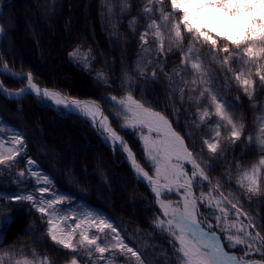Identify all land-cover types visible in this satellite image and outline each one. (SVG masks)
<instances>
[{"label":"trees","instance_id":"16d2710c","mask_svg":"<svg viewBox=\"0 0 264 264\" xmlns=\"http://www.w3.org/2000/svg\"><path fill=\"white\" fill-rule=\"evenodd\" d=\"M148 3L149 0H1L0 24L4 26L7 35L3 42H0V51L4 61L13 71L32 72L34 81L40 86L57 88L78 98L100 101L112 126L150 174L151 169L141 159L144 153L143 142L139 140L140 132H133L131 129L120 131L119 126L124 123L123 113L118 107L105 103L100 96L119 98L131 91L135 99L142 100L146 102V106L164 113L170 121L178 119L179 123H173V128L184 136L185 143L197 157V162L203 161L202 167L204 164L219 165L212 170L205 168L212 181L211 187H216L217 180L221 185L218 191L211 194V200L217 202L226 197L236 205V209H233L230 203H220L218 207L227 212V219L222 218L219 221L215 217L222 214L202 206L205 217L208 218L207 223L222 236L243 237L245 233H238L234 229L227 232L221 230L229 228L230 225L241 228L251 221L264 239V228L260 227L264 225V195L253 196L249 201L236 184L240 178V173L236 171V162L241 163L242 172L244 168L258 164L260 156L264 155L258 150L250 149L247 141V137L252 135V143L255 145L256 129L259 127L256 118L264 115V107H252L253 104L264 106V89L258 83L259 77L256 76L255 67H244L245 73L251 71L252 79L257 81L253 86L254 98L249 100L242 87L233 79L235 72L242 67L241 64L233 62V71L223 72L220 65L209 64L210 54L203 55L205 66L210 69L209 75L195 86V92L191 91L194 87L191 83L187 86L180 84V87L184 88V102L181 104L179 89L170 91L173 82L198 79L190 71L173 74V69L181 65L183 49L187 48L190 37L185 38L181 51H168L171 47L168 43L170 38L165 32V51L160 53L158 44L152 43L155 31L153 29L146 37L148 43L143 44L140 34L149 20L156 19L160 22L158 14L152 16L143 13L142 9ZM163 7L170 11V1L164 0ZM179 15L177 13L176 19H179ZM78 46L79 51L70 57ZM207 51V47L202 49L203 53ZM81 54L88 57L87 66L79 62ZM222 57L223 54L220 58ZM260 63L264 64V61ZM138 64L140 69L147 71L148 77L155 71L159 80L154 83L151 79L141 78L137 74ZM97 73H103L111 86L98 82L95 78ZM166 73L172 76L171 81L165 78ZM123 75L130 78L135 90L121 87L127 83L123 80ZM0 76L7 88L18 89L26 84V79H14L7 74ZM74 85L79 89L85 88L86 91L78 92ZM206 87L218 90L230 100L236 96L239 98L240 102L234 103L230 111L234 112L237 123H243L246 127L235 144L227 139L230 129L221 128L220 136L215 137L216 129L212 122L214 107L210 106L208 94L199 105L188 102L190 98L195 100ZM42 101L43 99L33 95H25L19 99L0 95V133L4 143L13 147L11 137L14 130L25 134V144L15 146L21 152V155L16 157L18 162L9 164L6 168L9 170L0 174L3 181L0 182V190L12 193L27 189L37 197L40 196L38 189L43 185V181L35 184L30 180L15 185L7 179L15 169L29 170L26 162L31 158L36 161L32 168L43 174H50L52 178V183L48 185L49 192L44 194L45 199L58 195L67 197L63 201V211L58 213L69 218L68 224H62L67 230L71 231L73 221L83 223L89 220L86 213H100L101 218L110 217L109 222L119 226L121 238L130 242L129 246L134 250H139L144 264H156L165 256L174 261L171 238L159 230H154L152 226L160 214L155 198L150 190L133 176L123 155L105 143L82 116L60 111ZM165 103L170 106L168 111L164 109ZM205 109H208V116L201 121L200 116ZM173 110H179L178 117L171 115ZM117 113L121 119L112 118L111 114ZM206 139L209 142L219 141L220 151L217 154L209 151L204 143ZM185 167L191 175V165L185 163ZM229 176L231 180L226 182ZM258 180L264 191V169H261ZM195 189L198 197L203 192L208 198L209 187ZM229 193L232 195L229 196ZM3 213L12 214L15 219L10 226L8 239L0 248L6 250L12 243L25 245L29 251L35 248L37 252L46 253L58 260L59 264H69L72 258L69 250L55 247L44 235L45 228L40 225L45 222L37 219L38 213L29 215L26 207L20 212L6 207ZM29 223H35L36 237L45 240L43 247L31 243L35 239L32 235L23 234V229ZM93 232H96L94 225L90 228V234ZM246 233L256 237L249 227H246ZM106 234L109 243H114L111 240V230L98 233L101 239H104ZM77 237L79 230L74 239ZM262 243L260 239L246 240L244 244L236 245L233 250L240 253L253 251L256 252L255 257L264 260V256L260 255L264 253ZM226 245L228 246L227 241ZM115 253L113 256L110 250L109 262L111 260L112 264H137L134 257L129 259L119 250H115ZM128 256L130 257V254Z\"/></svg>","mask_w":264,"mask_h":264},{"label":"snow or ice","instance_id":"6c2138e0","mask_svg":"<svg viewBox=\"0 0 264 264\" xmlns=\"http://www.w3.org/2000/svg\"><path fill=\"white\" fill-rule=\"evenodd\" d=\"M164 0H149L148 5L142 9L143 13L151 14L152 16L159 15L160 22L156 19H150L145 26V30L140 34V41L147 44L146 37L150 30H155L153 34V44H158L160 53H164L165 32L170 38L168 43L171 47L168 51H181L185 38L190 37L187 48L183 49L181 57V65L177 69H173V74L179 75L181 73L192 72L198 79L182 80L180 82H173L170 91L174 92L179 89L180 102H184V88L180 84L187 86L191 83L194 87L192 92L196 91V85L203 82V78L209 75L210 69L206 68L205 61L202 59L203 55L210 54L211 60L209 64H218L223 72H232V63L236 62L242 67L235 72L233 79L237 85L242 87L243 93L249 100H252L255 95L254 84L257 81L252 79L251 71L245 73L244 67H255L256 76L259 77V85L264 89V0H197L193 5L192 0H170L171 10L166 11L163 7ZM155 5V7H153ZM127 7V3H126ZM109 14L111 9L109 8ZM219 12L224 16H228L233 21L239 22L243 30H239L235 35L218 31L215 27L209 28L208 24L212 21L208 19L211 13ZM179 13V19H176ZM131 25V22H130ZM7 32L2 24H0V42H3ZM227 43H223V42ZM222 43V47H221ZM199 46V47H198ZM231 46V47H230ZM207 47V53H203L202 49ZM242 49V51H241ZM79 51L77 49L70 54L75 56ZM147 51V49H145ZM223 54V57L221 55ZM85 59L87 58L85 54ZM159 63V58H157ZM163 69L161 68V72ZM7 74L8 76L20 80H27V85L16 92L7 91L0 85V95L6 98H23L25 95H34L35 97H43L42 103H51L60 111H67L68 113L82 114L94 126L97 122L96 115L99 109L95 102L81 103L78 99L67 100L61 95L60 91H52L49 89H41L33 82L34 77L32 72L27 73H10L7 70V65L0 69V75ZM137 74L144 79H151L154 83L159 80L156 72H152V76L148 77L147 71L137 67ZM215 75V73H213ZM98 82L107 86H111L103 73H97ZM165 78L172 80L170 74H165ZM227 79V77H225ZM123 80L127 83L122 84L121 87H127L130 90H135L133 83L127 75H123ZM62 91V90H61ZM210 96V106L214 107L213 124L215 126V137L220 136L221 128L230 129V135L227 138L232 144L240 140L244 130L245 124L237 123L234 118V112L230 111L233 104L240 102L238 98L232 100L222 96L218 90L212 87L204 88L199 96L189 103L199 105L205 99V95ZM100 99L105 103H110L114 107H118L123 113L124 123L119 126L120 131H127L131 129L133 132L139 131V140L143 142V153L141 159L151 169L152 174L146 171L140 163L137 162L136 155L128 147L127 143L119 137L109 124L108 117H104L101 122L102 131L108 133L104 137L105 143L109 138L115 141H120L119 145H114L115 150L120 151L121 154L127 153L125 162H130V171H133L134 177L140 182L147 181L151 187V192L155 196L156 203L162 211L166 219H157L153 222L154 230L166 234L171 238L172 255L175 257L173 261L170 257L165 256L163 260L157 261L156 264H243L241 260L229 255L225 251L222 239L228 242L229 249L235 248L236 245L244 244L246 240L260 239L259 233L256 237H252L246 233V227H253L250 221L248 225L241 228H236L235 225H230L229 228L221 230L227 232L229 229H234L238 233H245L243 237L240 236H219L212 230L211 225L205 231L204 226L198 221V206H205V194L201 192L199 197H196L192 191L197 187H209L210 192L207 198V207L212 208L211 194L218 191L220 181L217 180L216 187H211L212 181L205 172V168L212 170L219 165L204 164L197 162V157L193 151L185 143V138L173 128V123H179L178 119L170 121L169 118L162 112L154 110L150 106H146V102L137 100L131 94V91L125 96L117 98L116 96H100ZM253 108L264 107L252 105ZM170 108L168 103H165L164 109L168 111ZM113 119H121L119 113L111 114ZM171 115L179 116V110H173ZM208 116V109H205L200 116V120L204 121ZM256 123L259 127L256 129L255 145H253V136L247 137L249 148L258 150L264 153V115L256 118ZM191 139V137L189 136ZM13 147L5 149L4 139L0 133V172L9 170L3 166L17 163L16 157L21 155V152L15 147L16 145L25 144V134L21 131H15L11 137ZM209 151L217 154L220 151L219 141L209 142L204 140ZM195 147V145H193ZM247 154V153H245ZM27 165L31 171V175L36 177V183L43 185L39 187L40 196L37 197L34 193L28 192L27 189L23 191H16L7 193L0 190V245L8 239L10 226L14 223V216L12 214L5 215L3 209L12 207L16 212H20L27 208V214L31 215L33 212L38 213L37 219L44 221L46 224H41L40 227L45 228L44 235L51 240L55 247H60L62 250H69L72 258L69 264H78V259H85L86 264H97V261L91 259L93 256V249L99 253L101 257L106 252H110L115 256V250L128 257H134L137 264H144L142 254L139 250H134L129 246L130 242H125L121 238L118 231L119 226H114L109 222L110 217L101 218L100 213L93 214L91 212L85 215L90 219L80 223L72 222L71 231L67 230L62 224H68L69 218L67 216L58 215L63 211V201L67 198L63 195L55 196L54 198L45 199L44 194L49 192V187L52 183L50 174H43L39 171H32V167L36 165V161L29 158ZM185 163L191 165V175L186 170ZM242 165L236 162V171L240 173V178L236 181L242 195H246L251 201L253 196L264 195L258 177L261 169H264V155L259 158L258 164H253L248 168H244L241 172ZM18 180L16 183H24L25 172L21 171L17 174ZM229 176L228 181L230 182ZM182 181V183H181ZM0 182L2 176H0ZM183 191V195L177 201L165 202L161 199L162 196L176 195ZM229 196L232 194L229 193ZM7 201V203H5ZM182 203V207H180ZM220 203H230L233 209L236 205L222 197L216 202L218 207ZM173 205H176L175 207ZM222 216H216V220L222 218L227 219V212L220 210ZM237 216L239 212L237 210ZM208 219V218H205ZM95 226L96 232L90 234V228ZM264 228V225H260ZM79 230V239L75 241V236ZM106 230H111L113 234L111 240L114 243H109L107 234L104 239H101L98 233H105ZM24 235H32L35 237L31 241L33 245L43 247L45 240L36 237L35 223H29L23 229ZM19 238V237H18ZM264 246V243H262ZM250 248V245H248ZM83 249V253H81ZM130 254V257L128 256ZM264 256V253H260ZM0 264H59L58 260L49 257L46 253L37 252L35 248L31 251L25 245H17L15 243L9 244L7 249L0 248Z\"/></svg>","mask_w":264,"mask_h":264},{"label":"rangeland","instance_id":"374dc122","mask_svg":"<svg viewBox=\"0 0 264 264\" xmlns=\"http://www.w3.org/2000/svg\"><path fill=\"white\" fill-rule=\"evenodd\" d=\"M192 3H193V5H195L197 3V0H192ZM208 19H210L212 21L211 24H208V27L209 28L215 27L220 32H225V33H228V34H231L234 36L237 31L243 30L242 26L239 24V22L233 21V20H231L230 17L224 16L223 14H221L219 12L211 13L208 16ZM84 57H85V54H81V55H79L78 60L82 65L87 66L88 57L86 59ZM4 147H5V149H7V148H10L12 146L4 143ZM7 166L8 165H5L3 167L6 168ZM32 171H37V170H35L33 168ZM0 174H2V172H0ZM30 176L33 179L34 183L37 184L36 183V177L32 176L31 174H30ZM171 199L175 200V199H177V196H175ZM199 208H200V206H198V214H200ZM78 239H79V237H77L75 241H78ZM111 243H113V242H111ZM83 251L84 250L81 249V253H83ZM109 257H110V252L104 253L103 257H101L100 254L96 253L93 249V256L91 257V259L94 261H97V264H112L111 260L109 262ZM77 259H78V264H86L85 259H80L79 257H77Z\"/></svg>","mask_w":264,"mask_h":264},{"label":"water","instance_id":"95a60500","mask_svg":"<svg viewBox=\"0 0 264 264\" xmlns=\"http://www.w3.org/2000/svg\"><path fill=\"white\" fill-rule=\"evenodd\" d=\"M5 65H7V64H5ZM7 70H8V72H10V73H15V72H13L10 68H9V66L7 65ZM34 82V81H33ZM35 83V82H34ZM0 85H2L7 91H9V92H16V91H18L19 89H11V88H7V87H5L1 82H0ZM26 87V86H25ZM40 87V86H39ZM41 89H49V90H52V91H60V90H58V89H55V88H47V87H40ZM61 92V95H63L64 96V98L65 99H67V100H72V99H78V98H75V97H71V96H69V95H66L65 93H63L62 91H60ZM13 99V98H12ZM79 101H81V103L83 104V103H92V102H95V104L98 106V108H99V116H98V119H100V118H102V117H104V109H103V106L101 105V103L100 102H98V101H96V100H93V99H78ZM97 124H98V122H97ZM119 143H120V141H115V144L116 145H119ZM124 154V158H126V156H127V153L126 152H124L123 153ZM127 164H128V166L130 167V162H126ZM133 172V171H132ZM145 185H147L149 188H150V190H151V187L148 185V183H147V181L145 180L144 182H143ZM163 201H165V200H163ZM166 202V201H165ZM207 231V230H206ZM226 251V250H225ZM227 252V251H226ZM229 253V252H228ZM229 255H231V256H233V257H235L237 260H240V259H238L236 256H234L232 253H229ZM243 262V261H242ZM243 264H262V262H260V261H251V262H243Z\"/></svg>","mask_w":264,"mask_h":264},{"label":"bare ground","instance_id":"6f19581e","mask_svg":"<svg viewBox=\"0 0 264 264\" xmlns=\"http://www.w3.org/2000/svg\"><path fill=\"white\" fill-rule=\"evenodd\" d=\"M74 88H75V90L76 91H78V92H83V91H86V89L85 88H81V89H79V87L77 86V85H74ZM89 104H91V103H89ZM96 105V104H95ZM96 107L98 108V106L96 105ZM99 109V108H98ZM98 116H99V111H97V115H96V120H97V122H98V129L102 132V134L104 135V136H106V135H108L106 132H104V131H102V124H101V122L104 120V118H102V119H98ZM107 123H108V121H107ZM109 124V123H108Z\"/></svg>","mask_w":264,"mask_h":264}]
</instances>
